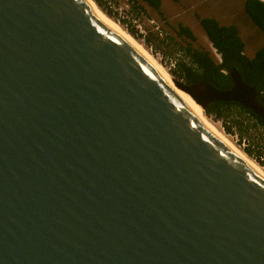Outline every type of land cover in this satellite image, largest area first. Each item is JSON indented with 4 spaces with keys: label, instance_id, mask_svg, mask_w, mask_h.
<instances>
[{
    "label": "water",
    "instance_id": "obj_1",
    "mask_svg": "<svg viewBox=\"0 0 264 264\" xmlns=\"http://www.w3.org/2000/svg\"><path fill=\"white\" fill-rule=\"evenodd\" d=\"M229 79L172 77L264 121ZM0 264H264V180L86 0H0Z\"/></svg>",
    "mask_w": 264,
    "mask_h": 264
},
{
    "label": "trees",
    "instance_id": "obj_2",
    "mask_svg": "<svg viewBox=\"0 0 264 264\" xmlns=\"http://www.w3.org/2000/svg\"><path fill=\"white\" fill-rule=\"evenodd\" d=\"M93 1L106 15L114 17L115 14L110 9V0ZM129 1L132 8L139 10V13L145 12V5L158 14H162V0ZM243 10L264 32V3L258 0H244ZM198 22L212 48L220 56L221 62L218 63L208 50L194 47L196 37L188 27L179 23L175 37L183 39L184 43L175 41L171 36L165 38L173 42L175 48L174 53H170L174 56L172 57V68H169L170 75L186 85L204 82L217 90H226L231 87L229 73L232 68H235L242 80L255 88L260 104L264 108V46L255 52L253 58L248 59L242 53L243 42L234 25L224 26L216 19L209 17L198 18ZM125 27L126 31L133 37L140 35L146 44L154 46V52L165 42L152 32L148 31L138 35L137 30L130 24ZM205 114L214 120L221 121L226 133L233 134V129L236 130L239 141H244V136L250 135L249 131H259L253 137L255 138L254 141L248 143L243 151L256 162L264 165L263 120L234 102H213L205 109ZM251 147L256 149V155L252 154L253 149Z\"/></svg>",
    "mask_w": 264,
    "mask_h": 264
},
{
    "label": "rangeland",
    "instance_id": "obj_3",
    "mask_svg": "<svg viewBox=\"0 0 264 264\" xmlns=\"http://www.w3.org/2000/svg\"><path fill=\"white\" fill-rule=\"evenodd\" d=\"M243 2L244 0H162V14H158L145 5V12L139 13V10L132 8L129 0H110V9H112L113 13L115 14L114 17H111L113 20L119 23L125 30V26L130 24L134 29L137 30L138 35L139 33H147L148 31L154 34L153 28L155 26L150 25L149 21H154L155 25L159 26L162 32V36L160 37L157 34L155 35H157L159 39L165 40V42L155 52L154 46L152 47L146 44L144 42V39L140 35L134 38L141 42V44H143L159 60L161 65H163L169 73V68H172V57H174L170 53H174L175 48L173 46V42L165 38L171 36L175 41H181L182 43H184L183 39L175 37L177 24L180 23L191 30L193 35L196 37V42L193 45L194 47L208 50L217 61L213 53V48L206 38L204 31L199 25L198 18L209 17L216 19L221 25L224 26L234 25L238 28L241 37L245 38L248 35L252 34V26L250 20L247 18L243 11ZM138 26L141 27L140 30ZM257 36L258 37L256 38V41L251 46L253 49L250 50V48L248 50L250 54H252L254 49L260 47V45H264V35L258 33ZM206 117L208 116L206 115ZM208 118L212 122L216 123L218 128L225 135H227L230 141L243 153L244 147H246L248 143L253 142L255 139L253 137H255L257 133H259V131L252 132L251 130L249 131L250 135L244 136V141H239L238 133L236 132V130L233 129L234 133L228 134L224 131L221 121L214 120L211 117ZM251 149H253V147H251ZM252 154L256 155L255 148L252 150ZM249 158L256 162L251 157ZM256 163L264 169L263 164H259L258 162Z\"/></svg>",
    "mask_w": 264,
    "mask_h": 264
},
{
    "label": "bare ground",
    "instance_id": "obj_4",
    "mask_svg": "<svg viewBox=\"0 0 264 264\" xmlns=\"http://www.w3.org/2000/svg\"><path fill=\"white\" fill-rule=\"evenodd\" d=\"M90 8L108 25L114 28L118 33H120L127 41L134 45L143 55H145L152 66L157 70V72L166 81L169 87L178 95V97L187 105V107L201 120L203 126L223 145H225L233 154H235L245 165H247L255 174H257L262 180H264V169L258 165L256 162L251 160L245 153L240 151L217 126L216 123L212 122L203 113L201 107L196 104L187 94L182 92L172 81L171 75L167 72L159 60L143 45L141 42L136 40L126 30L111 17L105 15L98 7L95 5L93 0H86ZM264 2V0H261Z\"/></svg>",
    "mask_w": 264,
    "mask_h": 264
},
{
    "label": "flooded vegetation",
    "instance_id": "obj_5",
    "mask_svg": "<svg viewBox=\"0 0 264 264\" xmlns=\"http://www.w3.org/2000/svg\"><path fill=\"white\" fill-rule=\"evenodd\" d=\"M258 1H260V2H262V3H264L263 1H261V0H258ZM244 11V10H243ZM245 13V12H244ZM246 15V14H245ZM247 16V15H246ZM247 18L250 20V22H251V26H252V34H250V35H248L247 37H245V38H242L241 37V35H240V32H239V30H238V28H237V32H238V35L240 36V38H241V40H242V42H243V50H242V53L244 54V56H246L248 59H251V58H253V56H254V54H255V52L258 50V49H260L261 47H263L264 45H260V47H258V48H256V49H254L253 50V52H252V54H250L249 53V49L250 50H252L253 48L251 47L252 46V44L256 41V38L258 37L257 35H258V33H261L262 35H264V32L263 31H261L259 28H258V26L247 16ZM233 69H235V68H232L231 69V71L233 70ZM236 70V69H235ZM230 71V72H231Z\"/></svg>",
    "mask_w": 264,
    "mask_h": 264
},
{
    "label": "built area",
    "instance_id": "obj_6",
    "mask_svg": "<svg viewBox=\"0 0 264 264\" xmlns=\"http://www.w3.org/2000/svg\"><path fill=\"white\" fill-rule=\"evenodd\" d=\"M149 24L155 26V27L153 28V32H154V34H157L158 36L161 37V36H162V32H161L159 26L155 25V22H154V21H149ZM138 28H139V30L141 29L140 26H138ZM213 53H214V55H215V57H216V59H217V62L220 63V62H221L220 56L216 53V51H215L214 49H213ZM171 66H172V65H171Z\"/></svg>",
    "mask_w": 264,
    "mask_h": 264
}]
</instances>
